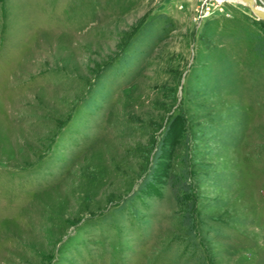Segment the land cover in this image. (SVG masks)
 I'll return each instance as SVG.
<instances>
[{
    "label": "rangeland",
    "instance_id": "374dc122",
    "mask_svg": "<svg viewBox=\"0 0 264 264\" xmlns=\"http://www.w3.org/2000/svg\"><path fill=\"white\" fill-rule=\"evenodd\" d=\"M0 264H264V22L0 0Z\"/></svg>",
    "mask_w": 264,
    "mask_h": 264
},
{
    "label": "trees",
    "instance_id": "16d2710c",
    "mask_svg": "<svg viewBox=\"0 0 264 264\" xmlns=\"http://www.w3.org/2000/svg\"><path fill=\"white\" fill-rule=\"evenodd\" d=\"M156 155H158V152L155 153V157H157ZM187 179L188 178L186 175L181 176L176 174L171 175L169 178V185L178 202H180L182 198L180 195L181 193L186 195L190 192V184ZM184 220L185 226L188 227L190 231H192V220L188 212L186 213Z\"/></svg>",
    "mask_w": 264,
    "mask_h": 264
},
{
    "label": "water",
    "instance_id": "95a60500",
    "mask_svg": "<svg viewBox=\"0 0 264 264\" xmlns=\"http://www.w3.org/2000/svg\"><path fill=\"white\" fill-rule=\"evenodd\" d=\"M241 2L252 12L253 15L264 22V12L253 7L254 0H241Z\"/></svg>",
    "mask_w": 264,
    "mask_h": 264
},
{
    "label": "bare ground",
    "instance_id": "6f19581e",
    "mask_svg": "<svg viewBox=\"0 0 264 264\" xmlns=\"http://www.w3.org/2000/svg\"><path fill=\"white\" fill-rule=\"evenodd\" d=\"M241 1V0H240ZM242 3V2H241ZM243 4V3H242ZM253 7L254 8H257V9H259V10H261L262 12H264L261 8H259V6L258 5H256V3H255V0H254V3H253Z\"/></svg>",
    "mask_w": 264,
    "mask_h": 264
},
{
    "label": "built area",
    "instance_id": "2783aa9c",
    "mask_svg": "<svg viewBox=\"0 0 264 264\" xmlns=\"http://www.w3.org/2000/svg\"><path fill=\"white\" fill-rule=\"evenodd\" d=\"M264 5V4H263Z\"/></svg>",
    "mask_w": 264,
    "mask_h": 264
}]
</instances>
